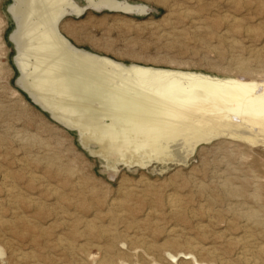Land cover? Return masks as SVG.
I'll list each match as a JSON object with an SVG mask.
<instances>
[{
  "label": "rangeland",
  "instance_id": "obj_1",
  "mask_svg": "<svg viewBox=\"0 0 264 264\" xmlns=\"http://www.w3.org/2000/svg\"><path fill=\"white\" fill-rule=\"evenodd\" d=\"M20 1L0 0V264H195L191 255L206 264H250L241 259L243 248L249 254L264 246V137L254 134V142L228 133L213 135L196 147L185 164L173 159L148 161L149 148L136 147L134 138L121 151L103 149L104 142L90 130L85 148L79 130L56 123L32 100L39 94L55 105L61 102L52 93V84L44 89L33 86L45 72L35 69L36 55L27 49L37 33L22 36L31 0H22L23 6ZM36 1L37 8L43 3L39 9L46 13L38 16L42 20L32 16L33 26L36 21L32 32L52 33L63 58L74 57L70 64L81 61L87 71L96 70L105 78L113 79L112 73L117 81L133 77L129 69L134 65L264 78V0H125L139 12L86 9L87 0H75L78 4L69 0L71 9L67 6L55 25L49 8L45 9L49 0ZM43 15L50 17L49 22ZM21 42L26 43L21 46ZM104 59L112 64L103 63ZM241 59L250 72L237 68ZM63 72L54 80L67 79ZM78 109L68 105L65 113L55 110L72 120ZM100 111V122L106 123V110ZM204 116L198 112L192 119ZM234 118L233 122L238 120ZM129 157L147 164H130L125 161ZM64 168L73 172L71 176ZM227 186L242 193L229 195L233 189ZM247 210L256 211L260 223L248 220L243 213ZM103 227L113 233L100 232ZM76 231L79 235L73 237ZM257 259L264 264V253Z\"/></svg>",
  "mask_w": 264,
  "mask_h": 264
},
{
  "label": "bare ground",
  "instance_id": "obj_2",
  "mask_svg": "<svg viewBox=\"0 0 264 264\" xmlns=\"http://www.w3.org/2000/svg\"><path fill=\"white\" fill-rule=\"evenodd\" d=\"M24 1L28 2V0H24ZM21 2H22V0L20 1V3ZM36 2H37L36 0H31L30 4H28L29 6L31 5V7L28 6V8L30 9V12H28V15L25 16L27 22L25 20L23 22L21 21L24 24V26L22 24L23 27H25V25H27V27H25V30H23L24 28H21L24 31L23 33L25 34V35L23 34L22 36L27 35V37H29L30 34H33L31 36L34 37L36 33L38 34V35L36 34V37H35V39H33V41L31 40L32 42H31V44H29L30 48H27V49L32 50V51L29 50V52L31 51L32 54H30L28 51H26V52H28L30 55H33V54L36 55L35 62H34L35 69L37 68L39 70L38 71L39 73L41 71L46 73V74L43 73L44 77L41 78L40 83L37 85L33 84V86H35L39 89H44L46 87H49V85L52 84V86H54V90L52 91V93L55 94V96L56 95L59 96L61 99H59V100L57 99V101H61V102L60 103L58 102L59 104L55 105L56 101L55 102L53 101V103L55 105V108H54L53 107L54 105H53V103H51L52 101L50 102V99L48 100L49 101L48 102L46 99L43 98V96L41 97L39 94H34L35 92L31 93V94H34L33 99L31 97L30 98L42 110L47 111L50 114L51 118L56 121V123L58 122L61 125H63V127H66L69 129L79 130L80 137H81L80 140L82 141V144L85 146V148H87V144H85L86 132L88 130H90L89 132L91 135L96 134L98 137V140H101L104 142L103 144H105L104 145L105 147L103 149L108 148L111 151L116 152V151H121L122 148H125L132 143H135L136 147L137 146L138 147L144 146L146 148V146H147L149 148V154L147 156L148 161H151L153 159H155V160H171V159H173L175 162L177 161V163L185 164L189 160V157H191V155L194 154L196 147L201 142L210 140L213 135L220 134V133H228L229 135H232L234 137H238V138L241 137V138L247 139L249 141H250V139L254 140V142H256L254 139V137L256 135H262L264 137V78L256 80V79H248V78L244 79L242 76L241 77H234V76L219 77V76H213V75H210L207 73L205 74V73H201V72H197V73L195 72L194 73V72H189V71L186 72L184 70L179 71V69L178 70H170L169 68L168 69L165 68L164 70H161V69H159V67H158V69H157V67H155L156 69H153V68L147 67L145 65H143V66H139V65L132 66L129 70L134 74V76L132 77V76H129V74L125 73L129 77L126 78L125 80L122 79L121 80L122 82L120 80L117 81L118 79L114 80L115 79L114 73H112L113 79L105 78L102 76L103 74L101 75L96 70L91 71V72L87 71L84 67V66H87V64L86 63H85L86 65L82 64L78 58H76V60L79 62L74 61V63L71 62V64H70L69 61H71L74 57H71V55H70V57L72 59L70 58L69 61L65 57L63 58L64 55L62 54V51L58 48V46L55 42V39H53L52 33L49 32V33H51V35H50L46 31V33H47L46 34L43 29H40V30L37 29L39 27L37 25V24H39V22L36 24L37 28H35L38 31L37 32L34 31L35 33L32 32L33 28L35 26V22H36V21L34 22V26H33V24H31L32 16L36 15L37 19H38V18H40L38 16L43 14V12L46 13L45 11L42 10L43 11L42 12L39 9V8L43 9V7H44L43 3H42L43 7H41L42 5H40V7L37 8ZM40 2H42V1L40 0ZM45 2H46V0H45ZM124 2L127 5L126 4L123 5ZM46 3H49V7H46V5H45V7H46L45 9L49 8L48 11L51 15V19L53 22V23L52 22L51 23L54 25L58 22V20H61L60 18H61V16H63V11L65 10V8L67 6H69V8H70V5H72L71 1H69V0H49V2H46ZM128 3H130V2L125 1V0H87L86 9L94 7L96 9L105 8V9L121 10V11H136V12L138 11L136 7L134 8V6L128 5ZM77 4H75V5H77ZM131 4H133V3H131ZM19 5H17V6H19ZM21 5L23 6V3H21ZM134 5H137V4H134ZM15 8L13 10H15ZM29 9H28V11H29ZM70 9H67V10H70ZM75 9H76V7H75ZM72 10H71V12H73ZM21 11L23 13H27V12H24V8H23V10L21 9ZM77 11L81 12V9H77ZM13 12H16V11H13ZM20 13L21 12L19 10L18 14L21 16L23 15V17H24V14H22V13L20 14ZM66 13H68V12L66 11ZM18 14L16 12L15 15H18ZM69 14H70V12H69ZM46 15L45 16L43 15V17L45 18ZM50 15H48V16H50ZM74 15H75V12H74ZM48 16H47V18H48ZM35 17H33V18H35ZM44 18H43V22H45ZM48 19H46V22H49ZM17 21H19V20H17ZM234 21L235 20H233V22ZM24 22L27 24H25ZM20 26H21V24H20ZM20 26L18 25V27H20ZM40 26H42V25L40 24ZM45 28H47V27H45ZM53 28H55V27H53ZM53 28H51V29H53ZM18 30H20V28ZM47 30H48V28H47ZM53 31H57V30L54 29ZM20 33H21V31H20ZM56 33H55V35H56ZM27 37H25V38H27ZM18 39H20V38L18 37ZM22 39H24V37H22ZM56 39H57V36H56ZM12 40H13V38H12ZM14 40H16V38ZM29 40H30V38H29ZM20 41H18V42H20ZM22 43L23 42H21V46L23 45ZM25 43H24V45H25ZM57 43L59 44L60 42H57ZM62 43H63V45L67 44V43L64 44L65 42H61V46H62ZM26 47H28V46H26ZM67 47H68V45H67ZM62 48H64V47H62ZM68 48H71V47H68ZM74 50L75 49H73V51ZM21 51H24V47H23V50H21ZM63 51L65 52L66 50H63ZM73 51L71 50V52H73ZM66 52H65V54H66ZM75 53H76V51H75ZM84 53H83V55H84ZM24 54H25V52H24ZM69 54H71V53L69 52ZM23 56L25 57V55H23ZM27 56L29 57V55H27ZM72 56H73V53H72ZM85 56H86V54H85ZM15 57L17 58V55ZM98 57H96V58H98ZM82 58H83V56H82ZM101 58H104V57H101ZM83 59H82V61H83ZM86 60H89V58ZM94 60L95 59H93V62L95 63L96 60L95 61ZM18 61H19V59H18ZM84 62H86V61H84ZM102 62L105 64H112V62L107 60V59L102 60ZM66 63L68 65V67L65 66ZM90 63H92V61ZM98 63H101V62H98ZM30 64H32V63H30ZM88 65H89V63H88ZM116 65H118V64H116ZM21 66H22V64H21ZM90 66H92V65H90ZM65 67L67 68V70H65L64 71L65 73H64L63 68H65ZM29 68H32V67H29ZM122 68H124V67H122ZM127 68H126V70H127ZM237 68L240 70V72H250V70H252L248 66V63L245 62L244 60L242 61V59L237 62ZM99 71H102V70H99ZM42 72H41V74H42ZM62 72H63L62 76L64 74H66L67 79L64 75V77H65V79L63 78L64 80H62V77H61V80H59V79L54 80L56 77L58 78V76ZM120 73L123 74V72H121V71H120ZM31 74H33V73H31ZM34 74H35V72H34ZM109 74H111V73H109ZM106 76L108 77L109 75H106ZM31 78H33V77H31ZM59 78H60V76H59ZM20 81H21V79H20ZM29 84L30 83L28 82V85ZM22 88H24V87H22ZM27 90L31 91V89H29V88H27ZM45 91H46V89H45ZM37 92H39V91H37ZM43 94H45V93H43ZM49 96H47V97H49ZM54 99H55V97H54ZM78 102L82 103V107L78 106V105H80V104H78ZM95 102L98 103L97 106L91 105L92 103H94V105H95ZM68 105H72L73 108H75L76 106L80 108V109H78V111H75L76 112L75 114L71 115L72 120L65 119V117L67 115L66 116L65 115H62V116L58 115L57 111L55 110L57 107L58 111L65 113L64 110ZM102 109L106 110L105 112L107 115L106 114L105 115L107 117H109V119H107L108 121H105L106 123L100 122V120H101L100 116L101 115L103 116V113L100 114V112H101L100 110H102ZM198 112L206 114V116H204V119H202V120L192 119V115L197 114ZM234 117H236V118L238 117V120L235 122H233ZM103 120H104V118H103ZM234 120H235V118H234ZM89 125L91 126V128L88 127ZM253 129H256L257 132H254ZM254 134H256V135L254 136ZM91 135H89V136H91ZM262 136H261V138H263ZM133 138L135 141L134 142L132 141V143H130V141ZM159 142H161L162 145H160L161 143L159 144ZM166 148H169V150H168L169 153L165 152ZM107 153H106V156H108ZM139 154H140V152H139ZM142 155H144V153ZM132 156H133V154H132ZM137 159H138V157H137ZM125 161L130 163V164H133V165L138 164L139 166L147 164L143 160H136V157L135 158L129 157V158L125 159ZM108 163H109V161H108ZM115 163H116V161H115ZM65 165L66 164H63L62 166H65ZM61 168H63V167H61ZM65 170L68 172V175H70L69 173H71V171L69 172L67 169H65ZM65 170H63V172ZM54 171H55V169H53V172ZM61 171L62 170H60L58 172H61ZM51 174H52V172H51ZM59 174H61V173H59ZM10 189H12V188H10ZM228 189H233V190H231V193L227 192V193H229V195L233 194V193H236V194L242 193V192H240V189L234 188V186H232V187L230 186V187H228ZM243 192H244V190H243ZM45 194H47V193H45ZM236 200H238V199H236ZM36 202L37 201H35V203ZM171 202H173V201H171ZM170 205H172V204L170 203ZM34 210H35V208H34ZM232 211H234V210H232ZM243 213L245 214V217L248 220H251V222L253 221L256 224L260 223L258 213L256 211L247 210ZM240 214H242V213H240ZM16 218H17V216H16ZM20 220H19V222H20ZM28 221H29V219H28ZM90 222H91V220H90ZM110 224H112V223L110 222ZM92 226L91 227L89 226V227L92 230H94L92 228ZM15 227H16V225H15ZM85 228H87V227H85ZM85 228H84V230H85ZM73 229H75V227ZM82 229H83V227H82ZM99 229H100V227H99ZM101 231L102 232L106 231L107 235H108V233L110 235L113 233V232L111 233L109 230H106L104 227L102 230H100V232ZM245 231H246V229H245ZM82 232H83V230H82ZM71 233L73 234L72 231H71ZM76 233L78 234V232L76 231L74 233L73 237L75 236ZM93 233H94V231H93ZM91 235H93V234L91 233ZM81 236H82V234H81ZM96 236H97V232H96ZM58 238H59V236H58ZM176 239H178V238H176ZM179 239H180V237H179ZM75 240H77V239H75ZM173 241H175V240H173ZM242 241H243V239H242ZM242 243H245V239H244V242H242ZM9 244H12V243H9ZM72 244H73V242H72ZM57 246H59V245H57ZM68 247L73 248L70 246V244L68 245ZM196 247H197V245H196ZM244 247H245V245H244ZM206 248H208V247H206ZM258 248L259 249L256 251V253L251 251V252H249V254L247 253L249 250L246 251V249L243 248V251H242L243 255L241 256V259L245 262L250 263V264H262L261 261H258L257 258L259 257L260 253H264V246H261ZM65 249H66V247H65ZM66 250H68V249H66ZM208 253L212 254V252H210V251ZM250 253H251V257L247 256V254L250 255ZM170 255L173 258L175 257L172 254H170ZM186 255L189 256V255H191V253H186ZM189 257L194 258V261L193 260L192 261L195 264H206V263H203L202 261L201 262L198 261L194 255H191ZM20 258L23 259L21 256H20Z\"/></svg>",
  "mask_w": 264,
  "mask_h": 264
}]
</instances>
